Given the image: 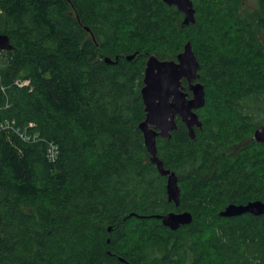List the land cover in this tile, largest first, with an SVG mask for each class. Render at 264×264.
Listing matches in <instances>:
<instances>
[{
  "label": "trees",
  "instance_id": "obj_1",
  "mask_svg": "<svg viewBox=\"0 0 264 264\" xmlns=\"http://www.w3.org/2000/svg\"><path fill=\"white\" fill-rule=\"evenodd\" d=\"M192 1L196 22L183 33L200 62L206 100L209 93L220 98L240 123L238 132L250 128V134L264 126L244 110L249 101L264 109V51L257 46L261 62L245 69L249 55L234 53L230 32L219 34L229 0ZM259 5L264 9V0ZM167 6L163 0H0V34L14 46L0 61V122L42 138L27 144L0 132V264H177L178 257L187 263L189 253V264H264V215L220 216L230 204L264 201V173L262 181L255 177L264 172L256 148L264 144L216 142L201 116L203 129L193 141L178 119L172 138L157 145L165 168L178 177L179 207L168 201L166 178L151 163L139 129L146 61L171 60L153 47L162 40L164 9L184 16ZM197 22L206 23L204 40ZM233 26L253 47L251 24L240 15ZM107 57L118 62L107 64ZM46 140L59 146L55 164L46 160ZM250 151L256 157L248 164ZM184 211L193 222L177 231L155 218ZM203 215L211 251L202 246Z\"/></svg>",
  "mask_w": 264,
  "mask_h": 264
},
{
  "label": "water",
  "instance_id": "obj_2",
  "mask_svg": "<svg viewBox=\"0 0 264 264\" xmlns=\"http://www.w3.org/2000/svg\"><path fill=\"white\" fill-rule=\"evenodd\" d=\"M163 2L168 6H175L179 12L184 14L183 25L196 22V10L192 0H163ZM85 30L90 33L93 41L97 44L91 29L85 27ZM13 49L14 46L9 36L0 34V61L5 52ZM135 57L136 54L127 56V60L132 61ZM105 62L113 64L118 62V58L113 61L107 57ZM200 67L191 42L185 44L176 60L162 61L155 55H151L146 61L141 89L145 119L139 124V129L143 134L151 163L156 166L160 176L166 178L167 199L176 207H179L181 203L178 177L174 171L165 168L164 162L158 154L157 142L159 138L169 140L172 138V133L178 129V119L185 125L189 137L193 141L197 137L196 129H203V122L197 113L206 105V88L200 81ZM184 82L187 84L188 90ZM254 140L264 144V127L255 130ZM244 214L264 215V201L230 204L220 212V216L224 218H233ZM155 218L161 220L162 224L172 231L190 225L194 219L189 211L170 212L165 215H156ZM109 231H111V227ZM120 260L125 262L123 258Z\"/></svg>",
  "mask_w": 264,
  "mask_h": 264
},
{
  "label": "rangeland",
  "instance_id": "obj_3",
  "mask_svg": "<svg viewBox=\"0 0 264 264\" xmlns=\"http://www.w3.org/2000/svg\"><path fill=\"white\" fill-rule=\"evenodd\" d=\"M193 2V1H192ZM229 2L232 4V9L228 10V14L224 16V18L221 20V25L219 26V34H224L226 32H230L236 40V43L234 44L236 47L233 48L234 53L237 56H246L243 61L244 68L247 69L249 65L253 62H261L258 60V58L255 56L256 47H260L261 51H264V22L262 20H259V17H264V9L263 7L259 5V0H229ZM194 4V3H193ZM202 4H200V11L207 12L205 9L201 10ZM167 8H173L171 6H167ZM176 9H164V13L159 17L161 29H162V40L158 42V44H155L154 50L161 54H168L169 57H171V60H173L176 55L180 54L183 50L184 45L188 42V40L185 38L183 33V21L184 17L182 15L176 14ZM184 15V14H183ZM242 16L247 23L251 24V28L253 30V35L255 38H257V42L253 41L251 42L252 46L251 48L244 45L243 41H240L239 34L236 33L237 26H233V23L237 16ZM3 21V13L0 9V24ZM205 25L206 23H202L200 27V23L197 22V30L199 32V39L204 40L205 39ZM229 36V35H227ZM231 36V35H230ZM249 38H251L248 35ZM259 41V42H258ZM202 45V44H201ZM255 47V48H254ZM252 49V51H251ZM130 56V55H128ZM161 60V59H160ZM187 88V84H184ZM188 90V88H187ZM207 101V100H206ZM259 107L256 104V101H249L246 103V106L244 108L245 111H249V113L253 116L252 118L255 119L258 123H264V109H258ZM258 114V115H256ZM199 115L201 116L202 120L205 119L208 124V131L212 137L216 139V142L221 139L222 144H228L230 143H237L239 142L240 147L251 143V141H254V131L255 129L261 128L256 127L250 134V128L246 129L243 128V131L240 133L238 132L237 128L240 124H234L233 117L227 107L225 106L224 102L216 97L213 93H209L207 105L204 110L199 112ZM256 122V123H257ZM247 127V126H245ZM264 127V126H263ZM242 134V136H241ZM261 157H264V148L257 146L256 147ZM238 148H234V150H237ZM256 157V153L254 151H250L249 153V161L248 164L253 163L254 159ZM244 164H246L244 162ZM263 169L256 170L255 171V177H258L257 181H262V177L259 176L260 174H263ZM255 189V188H253ZM216 206L215 210L218 208H222V203L219 201ZM212 215L211 211L208 212V218ZM206 215H203L200 220V227L205 231V233L202 236V246L205 250H212L211 249V231L207 228L210 227V223H206L204 219L206 218ZM213 221L215 219L213 218ZM215 223V222H214ZM216 225V223L214 224ZM212 228V227H211ZM184 237V236H183ZM187 245L189 248V252L191 251V239L186 238ZM159 252L154 253L153 250H149L147 253L149 255L155 256L159 255V257L162 256V251L158 250ZM186 253L181 252V256H185ZM187 263L185 262V259L183 257H178L176 259L177 264H189L191 254L185 256Z\"/></svg>",
  "mask_w": 264,
  "mask_h": 264
},
{
  "label": "built area",
  "instance_id": "obj_4",
  "mask_svg": "<svg viewBox=\"0 0 264 264\" xmlns=\"http://www.w3.org/2000/svg\"><path fill=\"white\" fill-rule=\"evenodd\" d=\"M23 84H27V83L25 82ZM14 125H15L14 122H10V121L0 122V132H6V131L14 132L21 138L23 142L27 144H37L42 141V138L39 136V134L28 135L19 128H16ZM30 127H34V124H31ZM45 145H46V149H45L46 160L50 164L57 163L60 156L59 146L52 140H46Z\"/></svg>",
  "mask_w": 264,
  "mask_h": 264
}]
</instances>
